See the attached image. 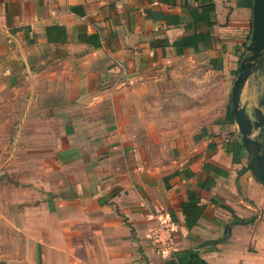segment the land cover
<instances>
[{"label":"crops","instance_id":"0c3cea01","mask_svg":"<svg viewBox=\"0 0 264 264\" xmlns=\"http://www.w3.org/2000/svg\"><path fill=\"white\" fill-rule=\"evenodd\" d=\"M253 6L0 0L3 87L24 95L32 145L27 183L0 198V264H176L186 252L199 254L196 264H264V183L234 116L193 148L162 137L174 125L158 116L181 63L206 60L233 87ZM261 99L264 68L241 95L249 110ZM167 221L174 252L151 243Z\"/></svg>","mask_w":264,"mask_h":264},{"label":"rangeland","instance_id":"374dc122","mask_svg":"<svg viewBox=\"0 0 264 264\" xmlns=\"http://www.w3.org/2000/svg\"><path fill=\"white\" fill-rule=\"evenodd\" d=\"M2 75L0 70V188L8 194L0 189V198L10 200L9 190L27 183L24 168L30 164L26 155L32 145L24 142V95L4 88ZM163 90L166 96L161 101L168 108L158 116L174 127L166 128L161 135L184 136L189 140L188 148H193L196 139L214 136L217 125L233 118L232 88L218 68L206 60L181 63L177 72L166 77Z\"/></svg>","mask_w":264,"mask_h":264},{"label":"water","instance_id":"95a60500","mask_svg":"<svg viewBox=\"0 0 264 264\" xmlns=\"http://www.w3.org/2000/svg\"><path fill=\"white\" fill-rule=\"evenodd\" d=\"M248 49L249 54L242 60L232 87L231 103L242 145L250 156L249 169L264 183V141L262 133H257L264 128V99L253 110L241 102L247 80L264 68V0H254L253 32Z\"/></svg>","mask_w":264,"mask_h":264},{"label":"built area","instance_id":"2783aa9c","mask_svg":"<svg viewBox=\"0 0 264 264\" xmlns=\"http://www.w3.org/2000/svg\"><path fill=\"white\" fill-rule=\"evenodd\" d=\"M171 221L157 225L151 232V243L157 251L174 252L177 247L174 227Z\"/></svg>","mask_w":264,"mask_h":264},{"label":"trees","instance_id":"16d2710c","mask_svg":"<svg viewBox=\"0 0 264 264\" xmlns=\"http://www.w3.org/2000/svg\"><path fill=\"white\" fill-rule=\"evenodd\" d=\"M234 116V114H233ZM188 259V263H185V260ZM201 258L199 256V254H197L196 252H186L184 253H180L177 258H176V264H196V262L200 261Z\"/></svg>","mask_w":264,"mask_h":264}]
</instances>
